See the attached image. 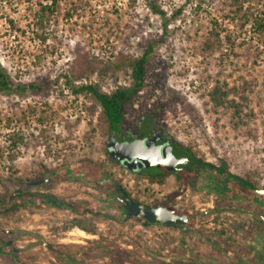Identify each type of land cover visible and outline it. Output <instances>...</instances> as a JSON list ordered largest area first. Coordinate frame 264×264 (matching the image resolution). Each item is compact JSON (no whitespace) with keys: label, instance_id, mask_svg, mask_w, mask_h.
<instances>
[{"label":"rangeland","instance_id":"obj_1","mask_svg":"<svg viewBox=\"0 0 264 264\" xmlns=\"http://www.w3.org/2000/svg\"><path fill=\"white\" fill-rule=\"evenodd\" d=\"M48 1L0 0V63L15 83L43 86L0 93V197L9 206L11 193L23 186L21 177L70 167L74 177L85 181L64 182L54 191L100 212L83 217L91 220L89 232L70 222L67 209L44 217L42 211L50 207L36 199L25 206L17 197L12 212L0 204V236L8 238L3 229L18 231L19 246L38 249L37 264H60L42 237L63 241L65 250L89 264L151 261L145 248L178 264H264V220L258 215L264 216V193H258V201L237 181L244 196L224 197L215 185L221 177L212 176L215 170L203 169L194 185L179 186L173 176L164 184L151 183L113 166L104 152L110 133L101 107L88 94L72 93L67 84L94 82L106 92L128 86L131 70L124 59L142 55L153 42L144 86L127 115L129 128L150 110L199 157L225 163L230 173L264 189V35L253 24V17L264 18V0H244L250 21L243 12L231 16L232 0H152L165 16L153 13L146 0H58L57 10L40 26L34 15ZM212 28L222 38L215 32L211 36ZM226 36L230 40L224 41ZM208 39L214 43L211 50L205 48ZM217 75L236 86L238 94L231 95L250 113L245 124L233 125L229 112L213 110L208 93ZM109 175L144 202L190 213L196 229L139 225L136 218L110 221L106 215L112 208L96 199L102 188L88 180L96 177L108 185ZM0 264L7 263L0 258Z\"/></svg>","mask_w":264,"mask_h":264},{"label":"flooded vegetation","instance_id":"obj_2","mask_svg":"<svg viewBox=\"0 0 264 264\" xmlns=\"http://www.w3.org/2000/svg\"><path fill=\"white\" fill-rule=\"evenodd\" d=\"M129 136L131 137L130 139L127 140H119L115 137V135H110L107 142H106V150L109 152V154H112V149L111 147L108 146V142L109 140H116V141H128V140H132L135 138H144L147 141H151L153 139H155V142L157 144L159 143H166L165 144V149L166 150H171L176 157H187L188 160H186L183 163H179L175 166V168L173 170H169L166 167H156L153 166L155 168L161 169L162 171H168L169 172V177H174L175 178V182L177 184L180 185H194V181L197 178V173L199 171H201V169L199 168V165L196 164L195 162H193V160L190 159L189 157V152L188 150H186L187 148H185L186 146H183L182 143L178 142L176 139H174V137L168 132V130H166L158 121L155 113H153L152 111H145L142 116L137 120L136 124L133 127H130V132H129ZM121 162V161H120ZM123 165V168L126 169H130L131 167H129L128 164H125L124 162H121ZM134 165V163L131 164V166ZM145 167H139L136 170H134V172L137 171H142ZM62 169V168H61ZM57 170L56 172H51V173H42L40 175H38L37 177H35L34 179H26V178H20L19 180L21 182H23V186L22 188H18L14 191V193H11V197L9 198V200H11V206H13V204H15L17 202V197L20 198L19 202L23 203V205L28 206L27 203H29L30 201H32L33 199L38 200V202H40V205L43 206L44 208H48L50 207V209H47L44 211H42L44 213V217H54L53 215V210L57 209V210H61V209H67L69 210L71 213L69 220L71 223H75L78 226L82 227L84 230L87 231H91L88 223L91 220H86L87 222H85V219L83 217L86 216H90L92 215L93 212H100V210L97 211L93 210L92 208H90L89 206H87V203H81L78 204L77 206L73 203L67 200V197H61L58 195V193L56 191H54L55 187L60 186L61 184H63L64 182L67 183H72V182H82L85 181L84 178L82 177H74L75 175H72L70 172V167L67 168V171L63 172L62 170ZM204 170H210L209 168H205ZM69 171V172H68ZM133 171V170H131ZM44 172V171H43ZM63 173H67V176L64 177ZM212 176L215 178L220 177V180L215 181L214 178L210 177L211 180L213 179L214 182H216V186H217V190L220 193H226L224 194V197H233V198H238L240 196H242L243 194H238L236 193V196H232L230 194V192H232L231 189L225 188L224 186V179H223V173H219L216 171V173H212ZM87 178V177H86ZM107 178L110 180L108 185H103L102 181L96 177H92V178H88V180H93L96 182L97 185L100 186V189L103 192L102 196L97 197V201L102 203L105 207L110 206L113 210V212H108L106 215V217H108V219L110 221H115V222H119V223H127L130 221L131 218H136V219H140L141 222L139 225H150V224H146L145 223V219L141 218V217H136V216H129L126 212V209L124 207V200H123V196L124 194H127L133 201L138 202V203H142L144 205H154V204H149L147 202L142 201L141 199L135 197L133 194H131L123 185V183H121L120 181H118L117 177L114 176H107ZM38 180H43L42 182H40L39 184H32V181H38ZM86 180V181H88ZM53 183V184H52ZM66 183V184H67ZM49 184H52L49 185ZM43 185H49L47 187H43ZM224 186V187H223ZM219 188V189H218ZM258 189L254 188V192H256ZM264 191V189H259ZM110 191V193L108 194V192ZM18 193L21 194V196H18ZM259 193V192H257ZM264 193V192H262ZM259 193V194H262ZM221 196V195H220ZM244 196V195H243ZM218 197V196H217ZM3 197H0V200ZM261 199L259 198L258 201H260ZM159 205V204H157ZM164 205V204H161ZM167 206V205H165ZM225 206V205H222ZM228 206H232L234 207L235 205H228ZM238 206V205H237ZM172 210H174L176 213H185V212H179L177 210H175L173 207H169ZM216 208V207H214ZM105 212V211H102ZM188 215V222L187 225L193 226L192 224L195 221V217L192 216L190 213H186ZM205 213H202V215H204ZM102 215V214H101ZM260 218H262L264 220V216L258 214ZM84 219V220H83ZM147 221V220H146ZM149 222V221H148ZM152 223V222H150ZM154 225H162L165 227H169L171 229H178V230H182L177 223H173L171 225L173 226H169V225H164V224H159V223H152ZM151 224V225H152ZM40 226V225H38ZM196 228H194L193 230H195ZM3 231L5 232V230L3 229ZM10 232H5L8 236V238H4L2 236H0V258L1 259H5L7 260L6 263L7 264H37L36 260L33 258V256L38 252V249H36V246H32L29 248H26L25 246H19V244L17 243V240L19 238V234L18 231H16L15 229H11L9 230ZM184 231V230H182ZM192 231V230H190ZM43 239H46L44 237L41 238V243L44 245L43 243ZM63 239V238H61ZM35 239L32 237L30 239H27L26 242L27 243H32ZM47 240V239H46ZM9 241H11V243H9ZM48 241V240H47ZM51 242V241H49ZM63 242V241H61ZM60 241H57L55 243L51 242L55 245H57L60 249V252H54L51 251V253H53L55 255V257L59 260L60 264H89L86 262H81V258L78 256L79 253L74 254L73 252H69L67 250H65L64 245H62L63 243H61ZM45 246V245H44ZM33 248V249H32ZM35 250L36 251H30L29 254H27V252L29 250ZM145 251L147 253V255L150 257L151 261H153V264H167L171 261V259L169 261H166L162 258H159L158 256H164L161 255L159 253H157L156 251L150 250L145 248ZM148 251L154 252L156 254V256L152 255L151 253H149ZM149 261V262H151ZM164 261V262H162ZM120 262H117V264H119ZM141 264V262H134L133 264Z\"/></svg>","mask_w":264,"mask_h":264},{"label":"trees","instance_id":"obj_3","mask_svg":"<svg viewBox=\"0 0 264 264\" xmlns=\"http://www.w3.org/2000/svg\"><path fill=\"white\" fill-rule=\"evenodd\" d=\"M146 2L153 13L161 16L166 15L165 10L159 4L153 2L152 0H146ZM230 6H235V8L231 7L232 9L230 11L231 12L230 14H233L231 15L232 17H235L238 13L243 12V17L245 18V20L247 21L251 20L252 16L249 17V13H247L250 10L248 7H245L244 0H232L230 2ZM57 8H58V0H49L46 3H41L38 12L35 13L34 15L36 23L42 26L46 20L47 21L49 20L50 16L54 14ZM253 24L255 26V29H258L259 33L263 36L264 18L259 19L257 18V16L253 17ZM223 31H225V29H223ZM214 32L216 36L218 37L220 36V38H222L220 35L221 33L213 28L210 31V35L212 36ZM211 40L208 39V41H206L205 43V48H207L208 50H211V48L214 45V43H211ZM226 40H230L228 36L225 37L224 41ZM143 50L144 51L142 55L138 57L129 56L124 59L125 64L129 68V70H131L130 74L132 77V83L128 86L125 85L116 86L111 91L106 92L102 90L101 86L98 83L90 82V83H82L80 85H74L72 84L71 81H67V84L72 93L88 94L94 99L96 104H98V106L101 107L102 110L101 119L106 124V127L110 135L111 136L115 135V137L119 140H127L131 138L129 136L130 128H129V123L127 121V115L132 113L131 106L135 102V96L144 86L147 75V62L149 59L148 56L154 50L153 42L147 43L146 47H144ZM125 64L123 62L122 64L121 63L115 64V66L121 67ZM42 88H43L42 84L35 82L15 83L12 80L10 73L0 63V93H4V94L11 92L21 93L29 89L39 91ZM208 94L213 110L218 112L220 109H223L225 113L229 112V121L231 124L239 126L247 122L245 118H249L250 113L245 111V105H243V102L233 97L236 96V94H238L236 90V86H229L225 79H222V77L217 75L215 77V83L210 89ZM183 146H186L185 147L187 148L186 150L190 151L189 152L190 159L193 160V162H195L196 164H198L201 170L205 168H209L210 170H215L219 173H223L225 188L231 189L234 192V194L242 193L241 191H238V188L236 187L237 184L236 185L234 184L235 182L238 181V186L250 190L253 193H255V195H257L256 197L258 198L260 197L258 193L254 192L255 185L252 182L230 173L225 163H221L217 165L213 162L206 161L203 158L199 157L195 152H193L190 146L184 144ZM104 152L107 156L108 161L113 166L119 167L123 170L125 169L123 168L122 163L114 155L109 154V152L106 149L104 150ZM134 173L139 178H144L149 180V182L151 183H158V184H164L169 176L168 171H162L161 169L155 168L153 166L144 168L141 172L137 171ZM18 196H21V194L18 193ZM6 201H7L6 197L4 196L0 200V204L5 205V208H3V210H5V212H10V210L11 212L14 211V208L17 207L16 203L13 204V206L11 205L8 206L6 205ZM145 223L152 224L146 220ZM169 226H173V225L170 224ZM119 262H120L119 264H125L124 261H119ZM141 264H151V262L144 261ZM167 264H178V262H174V263L170 262Z\"/></svg>","mask_w":264,"mask_h":264},{"label":"water","instance_id":"obj_4","mask_svg":"<svg viewBox=\"0 0 264 264\" xmlns=\"http://www.w3.org/2000/svg\"><path fill=\"white\" fill-rule=\"evenodd\" d=\"M165 142L157 144L155 139L147 141L144 138H135L128 141L109 140L108 146L112 149L114 155L119 161L128 164L131 170H136L139 167H166L173 170L179 163L188 160L187 157H176V155L169 149H165ZM134 165L131 166V164ZM43 180L32 181V184H39ZM256 192L262 193L264 191L257 190ZM124 207L129 216L141 217L152 223H159L169 225L177 223L178 226L184 231L193 230L195 227L187 225L189 220L186 213H176L171 208L165 205H144L133 201L127 194L123 196ZM5 232H10L5 230ZM11 243V241H9ZM44 245L51 251L60 252L57 245L43 239ZM1 246V244H0ZM156 256L154 252L148 251ZM166 261L170 259L166 256H158Z\"/></svg>","mask_w":264,"mask_h":264},{"label":"bare ground","instance_id":"obj_5","mask_svg":"<svg viewBox=\"0 0 264 264\" xmlns=\"http://www.w3.org/2000/svg\"><path fill=\"white\" fill-rule=\"evenodd\" d=\"M81 232H84L83 230H81Z\"/></svg>","mask_w":264,"mask_h":264}]
</instances>
